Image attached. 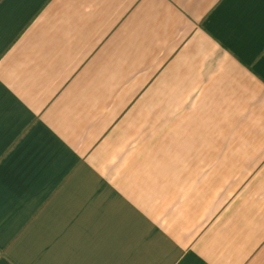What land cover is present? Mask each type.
<instances>
[{
  "label": "crops",
  "instance_id": "0c3cea01",
  "mask_svg": "<svg viewBox=\"0 0 264 264\" xmlns=\"http://www.w3.org/2000/svg\"><path fill=\"white\" fill-rule=\"evenodd\" d=\"M0 264H264V0H0Z\"/></svg>",
  "mask_w": 264,
  "mask_h": 264
}]
</instances>
